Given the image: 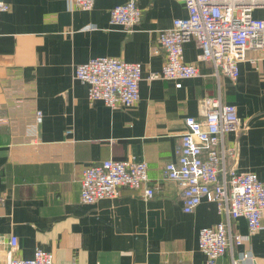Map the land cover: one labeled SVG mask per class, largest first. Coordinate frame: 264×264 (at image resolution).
Returning <instances> with one entry per match:
<instances>
[{"label": "crops", "instance_id": "0c3cea01", "mask_svg": "<svg viewBox=\"0 0 264 264\" xmlns=\"http://www.w3.org/2000/svg\"><path fill=\"white\" fill-rule=\"evenodd\" d=\"M127 1L94 0L83 11L68 0H9V10L0 13V264L11 236L17 259L39 248L54 264H205L199 231L223 219L205 199L184 213L181 188L162 170L176 159L184 119L199 117L206 97L219 95L248 126L237 138L236 162L227 165L264 181V64L241 62L236 82L217 80L211 64L197 60L200 50L191 39L183 61L195 65L198 76L179 81V89L174 81L150 80L165 62L163 53H152L158 33L187 12L181 0H137L141 21L127 33L108 22L109 11ZM253 17L264 20V9ZM100 57L141 64L134 107L111 110L87 100L74 70ZM35 111L42 113L40 125ZM131 157L147 163L152 198L122 189L115 199L80 202L86 167ZM261 227L234 247L235 255L249 250L264 264V215ZM231 230L247 235L246 221H231ZM218 264H230L229 254Z\"/></svg>", "mask_w": 264, "mask_h": 264}, {"label": "built area", "instance_id": "2783aa9c", "mask_svg": "<svg viewBox=\"0 0 264 264\" xmlns=\"http://www.w3.org/2000/svg\"><path fill=\"white\" fill-rule=\"evenodd\" d=\"M187 15L174 19L171 27L160 31L152 53H163L165 62L150 80L176 82L198 76L195 65L183 61V45L193 39L200 50L197 58L208 62L212 76L236 82L241 62L249 61L255 67L264 64V20L253 17L257 8L264 9V0H181ZM94 0H68L70 7L90 11ZM9 10V0H0V13ZM141 21L137 0H128L109 11V25L134 31ZM90 27H88L89 29ZM254 51L255 58L246 53ZM74 79L84 85L89 102L100 101L111 109H130L139 101L141 64L115 58L100 57L78 64ZM199 117L184 119L185 131L180 137L175 161L164 165L165 179L181 188L182 211L192 213L203 199L216 205L222 221L199 231L198 250L205 264H218L229 254L230 264H257L249 251L235 255L234 247L248 241L259 231L264 215V181L254 173H237L227 162H236L238 137L248 130L241 122L233 105L223 104L219 95L204 98L198 103ZM36 125L42 122L41 111H35ZM0 123H5L0 119ZM235 138L228 141L226 136ZM147 163L129 158L122 161L107 159L86 167L81 174L79 199L82 204L93 205L105 199H115L122 189L141 192L144 199L154 195L149 186ZM243 218L247 235L234 234L231 221ZM18 249L17 238L7 242L5 264H54L52 254L36 248L29 259L14 257Z\"/></svg>", "mask_w": 264, "mask_h": 264}]
</instances>
